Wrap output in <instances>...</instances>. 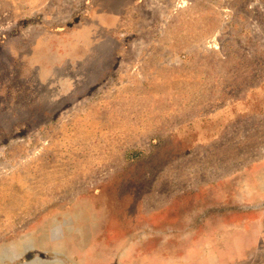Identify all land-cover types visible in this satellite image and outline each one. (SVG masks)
<instances>
[{"label": "rangeland", "instance_id": "1", "mask_svg": "<svg viewBox=\"0 0 264 264\" xmlns=\"http://www.w3.org/2000/svg\"><path fill=\"white\" fill-rule=\"evenodd\" d=\"M0 264H264V0H0Z\"/></svg>", "mask_w": 264, "mask_h": 264}, {"label": "crops", "instance_id": "2", "mask_svg": "<svg viewBox=\"0 0 264 264\" xmlns=\"http://www.w3.org/2000/svg\"><path fill=\"white\" fill-rule=\"evenodd\" d=\"M175 203L172 201H168V202H166L165 203V205H163V206H159V208L158 209H155V211L153 212L154 214H156V212H157V210H159V209H161V208H169V207H173V205H174ZM211 208H213L212 210H210ZM182 212V211H181ZM153 213H151V214H153ZM186 214H189L188 213V211L186 210L182 215L184 216H186ZM197 218H198V220L201 222H204V220L205 219H208V218H212V219H214V217H218V216H220L221 214H222V211H221V207H215V206H202V209L200 210V211H198L197 213ZM155 224V223H154ZM156 225V224H155ZM158 227V226H157ZM164 230L165 231H167V229H166V227L165 228H161V229H158V228H156L155 230H152V232L154 233V234H159V233H163V234H165L166 232H164ZM170 230V229H169ZM173 231V229L170 231V232H172ZM157 236V235H156ZM161 237H163V236H161ZM157 238V237H156Z\"/></svg>", "mask_w": 264, "mask_h": 264}, {"label": "trees", "instance_id": "3", "mask_svg": "<svg viewBox=\"0 0 264 264\" xmlns=\"http://www.w3.org/2000/svg\"><path fill=\"white\" fill-rule=\"evenodd\" d=\"M213 208H211L210 210H212ZM224 210V209H223ZM222 208H221V211H223Z\"/></svg>", "mask_w": 264, "mask_h": 264}]
</instances>
